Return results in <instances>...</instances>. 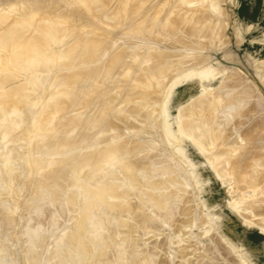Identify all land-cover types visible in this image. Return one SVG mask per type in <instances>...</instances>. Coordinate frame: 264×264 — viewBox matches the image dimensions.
<instances>
[{
  "label": "bare ground",
  "instance_id": "6f19581e",
  "mask_svg": "<svg viewBox=\"0 0 264 264\" xmlns=\"http://www.w3.org/2000/svg\"><path fill=\"white\" fill-rule=\"evenodd\" d=\"M9 1H12V0H0V4H2V6L6 7L7 9L10 10V13H7V12L5 13L3 11H0V125H1L0 129L2 128V125H4L3 122H5L4 120L6 118H7L6 119L7 124H8V121H10V119L12 120L13 118H17V117H15V115L19 111L18 110L19 108L15 109L14 111H11V110H13L14 106L17 107V105H14V102L19 103L20 107L23 106L25 108V109L20 108L21 111L18 113V115H20V117H21V115H22V117L24 115L25 117H28V121H32L31 119H34V117L37 116V114L40 115L41 110H40V113H38V110L40 109L39 108L40 105L42 108V105L43 104L45 105L46 102L49 100V98H48V100H47V98H45V97H48L47 91L52 90L53 87L56 88L58 86V84H59L58 87H61L62 84L64 83L65 86H64V89H62L63 90L62 92L60 90L61 88L59 89L57 87L61 93L59 95L58 94L56 95V93H54V95H56L55 99H53L52 98L53 95H51V98H52L51 102L56 101L60 105V106L58 105V107H59L58 109H60V110H58V109L55 110V111H58V114H55V115H59L60 114L59 111L62 112V110L64 109L63 112L66 115L65 116L63 115L64 118H62V119L57 118L58 121L60 119L63 121V122H61V123L59 122V123L60 124L63 123L62 125H64V120H65V125L67 128H64V129L70 130L72 133L75 132L74 129H77L79 127L78 133H80V134H78L76 131L75 133H77V135L74 134V135H76V138H74L73 134L70 133V131L67 132L66 130H64L60 126V128L59 127H57V128L62 129L64 131V133L67 132L66 135L68 133H70V135H67V138H66V139H68V142H67V140H65L66 142L64 141L65 145L62 142L63 141L62 138H61V144H60V140H58L59 137L63 136V134H64L63 132H61L62 134L61 133L58 134L59 131L56 132L59 135V137L57 135H55V136H57V140L59 142L55 141L54 140L55 138L53 137V140L56 143L52 142L53 140L51 138L47 137L48 140L49 139H50V141L52 140L51 145L59 143V147L65 149L63 151L65 153V156H63V157L60 156V158H58L59 156H57L56 159H54L55 158L54 156H51L54 159V161H53L54 165L53 166H51L52 163H50L52 161L49 162L48 159L45 160V158H41L42 160H44V162L46 161V166H47V164L48 165L51 164L50 165L51 167L50 166L42 167V164H38V162H40V161L37 162L35 160L37 158H35L33 161L30 160L29 156L26 154L27 152L25 153V150L28 151L27 149H29V147L27 149H24V151H23V149H21L20 151H19V149L16 150L19 152H23V154H25V156L24 155L22 156V154L18 155V153H17V156L14 155V156H16L17 160L12 158V156L11 157L9 156L8 158L7 157L5 158L4 156H2L1 158H3L4 160L0 158V164H2L4 162H8V165L6 163L4 164V165H6L5 167L3 165H0V227L5 229V231L7 232L6 233L7 237L13 236L12 231H11L12 235L10 234V229H11L12 225L14 228V225L16 223V222H14V224H13L12 222L14 220H17L16 218L13 219V217H12V213L14 214V211H12L13 209H11L13 207V204H12V207H10L12 198L9 199V203H8V200H7L8 196L13 197V200L16 202V199H14V197L18 199V196H15V195H17L18 192H21L20 189L22 187H25L29 193L27 195L26 203L23 205V207H25L27 209V217L23 220L24 223H23V227L21 229V236H20V237L26 236L27 242H26V244L21 245V247H20L21 252L20 253L17 252V254L20 255V258L18 257L19 255L16 256V258H15L14 254H12V252H11L12 250H10L9 248L7 249L6 245L0 239V264H49L50 262H48V261H51V264H148L147 262H149V264H170V262L165 258V255L162 253V251L158 250V247H160V246L156 247V249L155 248L153 249V247L146 246V242H145V244L143 243L144 246H141L139 244L140 241H138V239L135 238V234H134L135 232L137 233V230L141 226H145V227H147V229L150 227H161V226H163L162 222L166 223L163 220L161 221V219H167V218L172 219L173 225L177 229H179L180 231H182V230L188 231L187 228L190 225V223H193V219H194V217L192 216L193 212L191 213L193 208L190 206V204H188L189 200H190L188 198L189 195H186V191H185V189L187 188V184L190 182V180L192 178L187 177V176L184 177V175H183V177H180L181 173L178 172L179 171L178 168H177V170H178L177 171L173 167V161H172V159L174 157V156H172L173 154L170 153L171 154V156H170V154H169L170 151L167 152V154H166V152H165L166 149L164 150V148H165L164 146H162L163 150L159 148L160 146L159 147L155 146L156 145L155 143L158 142V139L163 142L162 137H164V136L168 137V135H171V134H173V136H174V134L176 132L172 129V127H171L172 124H169V118L171 117V113L169 111L168 106H166L164 116L162 118L160 117V119L159 118L156 119L157 113L159 112V110L157 109V111H156L153 108L155 103H154V105H152L153 102L151 100L153 98L157 99L156 96L161 95V86H160L161 82L159 81L160 77L158 78V80H156V78H155L158 74L157 73L158 72L157 69L159 67V64H157L158 61L156 62V66L158 65L157 69L154 68L156 71V76L153 75L155 73L149 74V72H153L152 67L155 66V65H153L155 63V61L152 64L153 66L151 65V63L153 62V59L156 60L155 56H157V59H158V57L160 59V57H162V56H160L161 55L160 52H157V53H160V55L158 54L159 55L158 56V55H154L155 53H151V51H153V49H155V48H152V46H154L152 44L153 42L159 43V44H156L158 47V45H161L162 43L164 44V41L166 43V40L168 41L169 37H170V39H171V37H174V36H172L173 35L171 33L172 31L174 32L175 30H177L181 33L182 32L186 33L187 31H189V30H186L187 28H184V31H183L182 26H183V24H185L183 21L186 20V18L188 17V14H190L191 12L192 13L194 12L191 16L193 17V15L195 14L196 18L194 16V19L198 22V24H200L199 23L200 21L197 20V17L200 15V13H202L201 9H197L198 8L196 6L197 3L195 4V7H197V8L196 9L193 8L194 5L193 6L191 5V3L193 1L190 3L187 0H177V1L175 0L176 2L174 0H165L166 6H167V3H168V5L169 4L172 5V6H170V5L167 6V8L165 7L166 8L165 10L163 9L164 7L162 8V4L160 3L161 1L158 2V3H160V5H158V4L155 5L158 0L155 1V4H152V2H151V4L147 3V2H149V0H147V2H146V0H135L136 2L132 1L135 4L137 3L136 4L137 8L135 6H133L132 2L130 3L129 0H127L130 4H132V8L135 10V12H133L132 8L131 9L128 8L129 10H132L131 12L133 14L130 12L129 13L130 15H128L129 17L125 18V19H128L126 21H129L130 24H133V26H132V25L126 23L129 25V26L126 25V27H129L131 30V26H132V29H133V27L135 29L134 33H132L129 31V29H127L125 27L127 29L125 31H128V34H129V32L132 33V36L130 34H129L130 35L129 36L128 34L124 33V27H123L124 25H122L120 21L119 22L121 25L119 24V26L123 27L121 30L116 29V27H114L112 25L116 22H117L116 25H118V20H122V19L124 20V17L127 15L126 12L129 10H125V9H127L126 7L128 6L127 5L128 3L126 0H118V2H117V0H115V1H113V0H108V1L107 0H13L12 5L8 4ZM195 1H197V0H195ZM111 2L113 4H115L114 6L116 8L114 6H112L113 4ZM169 2H171V3H169ZM108 3L109 4L111 3L112 4V5L110 4L111 7L115 8V9L114 8H111V9H113V13L115 12L114 14L116 15V19L118 17L117 14L119 15V13H120V16H121L122 15L121 13H123V12H124L123 14H125V15H123L124 17L122 16L123 18L121 19L119 16L118 18H120V19H117V20L112 19L111 20V16L113 15V13H110V11H112V10H110V7H109L110 5ZM172 3H174V4H172ZM203 3H204V1H203ZM203 3L202 4L199 3V5L201 4V6H202V5H204ZM144 4H147V5L145 6ZM130 6H128V7H130ZM139 7L141 8V10L138 9ZM162 10H164L165 15H163ZM202 10H203V8H202ZM206 10H208V9L205 8V11ZM209 10H211V9H209ZM117 11H119V12H117ZM195 11H198L199 14H198V12L195 13ZM209 12H211V11H209ZM109 13L112 15L109 16ZM210 14H212V13H210ZM191 16H190V18H191ZM203 16H205V15H203ZM112 18H115V17L113 16ZM191 19H192V21L194 20L193 18H191ZM201 19H205V18L202 17V15H201L199 20H201ZM211 20L209 23H211ZM112 21H114V23ZM194 21H193V23H194ZM201 21H203V20H201ZM203 22H205V20ZM181 23H182V25H181ZM186 24H187V22H186ZM217 24H218V22H217ZM195 25H196V23H195ZM165 26L167 28L166 31L168 30V32L170 29H172L170 31V33L172 35L169 34L170 35L169 36L167 34L168 32H166L164 30ZM167 26H169L170 29H168ZM216 27H217V25H216ZM179 28H182V29H179ZM133 30H131V31H133ZM177 31H175V33L176 34L178 33V35L180 36L181 33L179 34V32H177ZM185 33H182V35L184 34V37L186 35ZM125 34L129 38L127 36H125ZM188 34L189 33L187 32V35ZM166 37H167V39H166ZM177 37H174V38H177ZM184 37H183V39L180 37L183 40V42H184ZM186 37L188 38L189 36H186ZM131 38L132 39L134 38L135 42L137 39L139 41L142 40V42H143V44H145V46L141 44L140 46H142V47H140V46L138 47L137 43H134V44L137 45L136 50L138 48H142L140 50L138 49L137 51H142L144 49L143 47H145L144 51H142L140 53H133V52L131 53L130 52L131 54H129V55H127L128 52H127V54L125 52H123L121 50L123 47L122 43H124L126 41L125 43H128V45L127 44H125V45H127L126 47L128 48V46L130 44H129V42H127V40L129 41V39H131ZM180 38L174 39L176 42L178 40H180V41H178V45L180 44L179 47L182 46L181 45L182 41ZM187 38H185L186 39L185 43L188 42V44L186 45L185 43H183L184 45H186V47H188V45L191 44V43H189L190 40ZM190 38H191V36H190ZM171 40H173V39H171ZM187 40H189V41H187ZM131 42L133 44V41H131ZM150 42H152V43L148 44ZM173 42L174 41H172V43ZM119 43H121V45H120L121 49H119V48L116 49V45H118ZM156 45H155V47H156ZM168 45H169V43H168ZM195 45H196V43H195ZM198 46L196 45L195 47H198ZM107 47H109L110 49L108 48L109 52H107V54H105V53H103V50ZM126 47H123V50L124 49L126 50ZM131 47H133V46H131ZM164 47H165V45H164ZM148 48H151V49H148ZM191 48H192V46H191ZM167 49H170V48H167ZM172 49H173V47H172ZM136 50L134 52H136ZM145 50H146V52H145ZM159 50L162 52L163 48H162V50L161 49H159ZM159 50H156V51H159ZM126 51H128V49ZM174 51H175V49H174ZM189 51H191V50H189ZM193 51L189 52V53L194 54L195 52H193ZM148 52H149V54H148ZM163 52H164V50H163ZM163 52H162V54H163ZM172 52H173V50H172ZM181 52H184V50L183 51L181 50ZM123 53H124V55H123ZM141 53H145V55L147 54L149 56L146 55L144 57V54L142 55ZM178 53H180V52H178ZM125 55H126V59H128V57L131 55L130 57H131L132 61H130V59H128L129 61H127L125 58L122 59L123 57H125ZM166 55L167 54H165V56ZM173 56H175V55H173ZM176 56H177V54H176ZM195 56H197V55H195ZM146 57H148V59H149V60H146L147 62L150 63L152 60V62L150 64L147 63V65L149 64L150 66H152V67H150L151 69L149 70V72H148V69H149L148 66L147 67L146 66H140L145 61ZM152 57H155V58H152ZM178 57H180V54ZM193 57H194V55H193ZM168 59L169 58L167 57V60L164 59L167 62H165L164 60H163V62H165L166 64L169 63ZM82 62L83 63L86 62L85 66H81ZM171 63H173V62H171ZM144 64H146V63H144ZM177 64H180V63H177ZM168 65H169V69L171 70L172 67L170 66V64H168ZM168 65H166V66H168ZM139 66L141 68H143V67L147 68V70L144 68L143 69L146 70L148 72V74H146L147 73L146 71H145L146 73L143 74L144 71ZM163 66H164V64H162V67ZM182 67H183V65H182ZM160 68L161 67H159V71H160ZM166 68H165V70H166ZM175 68H177V65ZM104 69H105V71H103V73H102V70H104ZM163 69H164V67L161 68V71ZM56 70L58 71V73L55 72ZM59 70H60V72H59ZM202 70H203L202 73H204L203 74V76H204L203 80H205V81L211 80L212 75L208 74V71L210 70V68L204 67V69H202ZM53 71H54V73H53ZM128 71H129V73H128ZM140 71H141V73H140ZM166 71H164V72H166ZM168 71L166 73H163V74L166 75L167 73L170 72V71L169 72ZM51 72L54 75H55V73H57V75H55V77L52 79L54 84H52L53 82H51V84L52 85H56L57 83L58 84L56 86H53L52 88L48 89L47 91L43 88L44 92H46V95H44L41 92L43 90H41L40 93H42L45 96V97H43L46 99L44 101L45 103L41 102L40 99L38 101L39 103L35 102L36 99L38 98V96H37V98L34 99V102H35V104H34L32 100H30L29 98L26 97V95L31 96V94H29V93H28L29 95L26 94V91L29 92V89H30L29 88L30 86L28 87L29 80H31L33 78L32 84L34 85V89H35V87H36L35 83H36L37 87H39V86H38L37 82L34 80V78H37V79L40 78V80H39L40 83L42 81L45 82L46 78H47L46 76L47 75H48V77L51 76ZM130 72L133 74L132 75L133 77H131L129 75L130 77H128V78H130V79H127V75H125V74H130ZM162 72H161V74H162ZM184 72H185V70H184ZM238 74H240V73H238ZM238 74L232 73L225 80L223 85L220 86V88H218L214 93H212L211 96H209L203 100L199 99L200 101L206 100L204 105H206V103H207L206 106H208V105L211 106V109H209L210 107H208L209 112L206 113L204 111L205 115L200 116L201 115L200 114L198 116V113L196 115V112L194 110H188V109H187L188 111L183 110V112H181L182 114L180 115V119H178L180 121L175 122L177 124L176 130H177V132L180 133L181 136L184 134L185 130L187 132H192V133L195 132V135H196V134L201 133L203 131L202 125L199 124V126H198V123H197L198 120H199V122L201 121L200 123H204V128H205V123H206V125H208L207 132H209L211 134V135L210 134L209 135L212 138V139L210 138L212 140L211 141L212 144L214 142H216V144H214V146L211 145L212 151L207 152V154H209L212 158H214V161H216V156L219 153L216 154L213 149H214V147L221 145L222 142H224V141L227 142V140H225L223 138L229 137L228 140L230 139L229 140V142H230L231 140H233L236 137L235 135H237L238 139H239V137L240 138L243 137L244 140H247V143H243V142L242 143L240 142L237 144L234 143L236 145V147H234V148L231 147L232 150L229 149L231 151L230 152L227 151L228 153L224 155L223 160L226 161L225 163L229 164L228 168H229L231 175H232V176L231 175H229V176L235 178L234 180L236 182H234V183H237V184H235V185H237L235 188H237V187L239 188L237 190L238 192H239V190H241V192L243 190L247 191V189L248 190L251 189L250 191H252L253 189H256L259 191L258 193H255L256 190H254L255 195L253 194L254 196H252V197H249L250 195L246 197L247 194L245 195L244 194L245 191H243L242 193L247 198V203L250 201H253L255 199L254 200L255 206H258V207L263 206V208H264V204L262 203V201H264V170H263L264 169V167H263V165H264V98L260 97V96L257 97V96L253 95V92H252V89L254 91V87H252L253 84H252V86H249V85L243 86L246 84V80L243 79L242 77L240 78V76ZM118 75L121 77H119ZM167 76L168 75H166V77ZM27 78H29L28 82H26ZM163 79L164 80L166 79L165 81L168 82L167 81L168 77L167 78L163 77ZM163 79H162V81H163ZM169 79H170V77H169ZM160 80H161V78H160ZM34 81H35V83H34ZM169 81H171V80H169ZM31 82H32V80H31ZM31 82H29V85L31 84ZM47 82H48V80H47ZM86 82L87 83L89 82V84H87V86H85ZM83 83L85 84L84 88L91 85V83L94 86H93V88H91L89 86V88H91V89H89V88L86 89L87 92H86L85 96L80 95V97H78V95L76 93L79 94V92L81 91L80 90L81 87L84 91H86L83 88V86L81 85ZM105 83H106V85H105ZM107 83H112L113 88H116L117 92L120 91V93L118 92V94L121 95V92H122L124 94V96L125 95L127 97L130 96V98H132V99H130L131 101L132 100L134 102L139 101V104L137 103L138 104L137 105L132 101L133 103L130 102L129 103L130 105H128V103H126L127 102L126 100H124L122 102L120 99H118V97H121V96H118V94H117V96L116 95L112 96L113 92H111L110 95L102 94L104 96V98L105 97L107 98V96H110V97L112 96L111 98L108 97V98H110L109 100H107L108 98L107 99L103 98V101L107 100L106 103L101 101L103 96L99 97L101 99H97L98 98V94H97L98 92H99V95L102 92L103 93L104 92L105 93L110 92L108 89H110L111 86H109V84H107ZM45 84H47V83H44L43 85L40 84V85H42V86H40V88L43 87ZM105 86L106 87L109 86V88L107 89ZM248 86L252 87V88L251 89L245 88ZM27 88H29V89H27ZM239 88L241 89V91H243V94L240 93L241 91ZM39 89H37V90L39 91ZM238 89H239V91H238ZM37 90H34V92L38 93ZM56 90L53 89V91H56ZM110 90L112 91V88ZM30 91L32 92V89H30ZM88 91H89L90 95L88 94ZM235 91H236V94L240 93V95H242L241 96L242 98L240 97V95L234 94ZM34 92H32V93H34ZM49 92L51 93V91H49ZM257 92H259V91H257ZM40 93L37 95L40 96ZM81 93H82V91L80 92V94ZM84 93L85 92H83L82 94H84ZM162 93H164V92L162 91ZM42 94H41V97H42ZM96 94H97V96H95ZM32 96H33V94H32ZM35 96L36 95L34 93V97ZM73 96H77V98H80V99L76 98L77 100L74 101L75 98ZM90 96H91L90 100L96 99L97 103L95 100L94 104L92 103V106L90 107V109L86 110L87 111L86 112L87 117L84 119L83 117H85V116H83V117L81 116V114L83 115V113H81V114L77 113L79 109L76 111L77 108L75 105H77V106L79 105V107H81L79 111H81L82 106H83V108H84L83 110L85 111V108L87 109V105L91 103L90 100H88L90 98ZM124 96H122V97H124ZM170 96H171V94L168 93V95H166V98L168 99ZM236 96H239L238 97L239 99H237ZM49 97H50V94H49ZM166 98H165V103H167ZM72 99L75 103L72 101ZM86 99L90 103H88L87 105L85 103L84 104L86 106L85 107L84 105L81 104V102L86 101ZM155 99H153V100H155ZM41 100H42V98H41ZM78 100H79V102L77 103ZM99 100L101 103L103 102L104 104L98 106V103H100V102H98ZM149 101H151L152 103H149ZM141 102H143L145 104H142ZM196 102H195V104H196ZM252 102L255 103V104L253 103V105H252L253 108H250L249 106H247L249 103H250L249 105H251ZM36 103H38V104H36ZM48 103L49 102H47V104ZM72 103H74L75 105H73ZM47 104L45 107H47L46 109L48 111H46V110L45 111L50 113V111H52L50 109L52 105L49 108V105L47 106ZM52 104L54 105L55 103H52ZM80 104L82 106H80ZM126 104L128 105V108L126 111H124L123 109L126 108V106H127ZM200 104H201V102H200ZM71 105H73L74 108H76V109L71 110ZM139 105H142V106H139ZM10 106H12L11 109H10ZM34 106H37V107H34ZM61 106L63 108L62 110H61ZM163 106L161 105V108ZM189 106H192V105H189ZM203 106L201 105V107H203ZM219 106H220V108H219ZM246 106L249 109L246 111V113L245 112L242 113L241 109L245 108ZM216 107L219 108L218 109L219 111L221 110V108L226 109V111L228 112L227 116H229L230 118L226 119V113L227 112L225 114L223 112V114L225 115L224 119L219 117V115H221V114L219 113V115H217L218 110L215 109ZM36 108H38L37 111H36ZM74 108H72V109H74ZM43 109H44V107L42 108V110ZM184 109H186V108H184ZM199 109L200 108L198 107V110ZM214 109L217 111L213 112ZM22 110H25V111H22ZM203 110H204V108H203ZM162 111H163V108H162ZM8 112H10L11 114H9ZM42 112H44V111H42ZM63 112H62V114H63ZM75 112H76V114H75ZM199 112H201V111H199ZM48 113L46 115H48ZM53 113H55V112L53 111L52 114ZM229 113H230V115H229ZM43 114L45 115V112ZM62 114H60V116ZM10 115L12 116V118ZM46 115L42 117L43 121H44V119H46ZM51 116L48 115L47 118L49 119ZM9 117H10V119L8 120ZM222 117H223V115H222ZM21 118H19V119H21ZM19 119H18V121H19ZM48 119H46V121H49ZM132 119H137L136 123H138V122L139 123H143V122L145 123L146 120L156 119L153 122L157 125L156 126L157 130L156 129L154 130V131H157V134H155L157 137L154 136V137L158 138L157 142L151 143L150 140L149 141H143L141 138L140 139L142 141L140 142L138 140L139 137L137 138V136L135 135L138 133L137 131H135L137 133L133 132L136 137L130 131L132 133L133 137L137 138V140L127 139V140H120L118 142H114L115 139H113V138L117 137L120 133L122 134V132L125 128H127V127L129 128V126L133 125L134 121ZM201 119H203V120H201ZM14 120H16V119H13L12 121H14ZM28 121H26V123ZM150 121H152V120H150ZM219 121H221V123L224 122L225 124L228 125L227 129H221L222 131L226 130L224 136H221V135L218 136L222 132V131L220 132L221 123H219ZM12 123H10L8 125L11 127ZM14 123L17 125L18 122L14 121ZM52 123H54V121ZM15 124L13 126H15ZM28 124L31 125V123H29V122H28ZM40 124H42V123H40ZM54 124H56V123H54ZM8 125H6V127H8ZM65 125L63 127H65ZM141 125H139V126H141ZM196 125L198 127L201 126L200 128L202 129V131L198 130L200 132L197 133ZM4 127L5 126H3V129H4ZM18 127L20 129V125ZM18 127H15V128H18ZM24 127H25V125L22 126L21 129H24ZM8 128H7L6 132L8 134H10L9 132L11 131V129L9 128L10 130H8ZM153 128H155V126H153ZM192 128H194V129L192 130ZM200 128H198V129H200ZM21 129H20V131H22ZM55 131H51V133L52 132L55 133ZM128 131L129 130H127V132ZM145 131L146 130H144V132ZM6 132L3 131V134ZM12 133H14V132H12ZM47 133H48V130L45 132V135ZM8 134H4V135L6 136ZM16 135H18V134H16ZM39 135H41V134L39 133ZM66 135H64L63 137L65 138ZM97 135H98V138L96 137ZM142 135H145V134H142ZM142 135L139 134V136H142ZM151 135H152L151 139H153L154 134H151ZM203 135H205V134L203 133ZM3 136L1 137L2 138L1 140L4 142L5 140H3ZM69 136H72L74 138L73 140H75V142H76V140H78L79 142H82V140H83L86 143H87L88 139H89V141L91 140L90 139L91 137H96L97 143L94 142V141H96V140H94L96 138H94L93 139L94 143L92 146L93 150L91 149V147L89 145H88V147L84 145L86 147V150L83 149L81 151L80 148L79 149L76 148L74 150V148H75L74 144H73L74 141L69 139ZM129 136H131L130 133H129ZM147 136H149V133ZM206 136H207V133H206ZM8 137L13 139V136L10 137V135H9ZM42 137H44V136H42ZM123 137H125V136H123ZM144 137H146V135ZM219 137H220V139H219ZM5 138H7V137H5ZM9 138L6 139V141L9 142ZM15 138L17 139L16 136L14 137V139ZM142 138H143V136H142ZM11 139H10V141H12ZM18 139H19V137H18ZM123 139H125V138H123ZM208 139H209V136H208ZM19 140H21V139H19ZM69 140H71V141L69 142ZM171 140H173V139H171ZM222 140H224V141H222ZM235 141H236V139H235ZM37 142H39V141H37ZM211 142L209 144H211ZM226 142H224V144H227ZM14 143H15V141H14ZM42 143H43V141H42ZM69 143L73 144L70 147H72V148L74 147L71 150H69L70 148L67 149V147H69V145H70ZM86 143H83V144H86ZM166 143H167V141H166ZM37 144H39V143H37ZM80 144H82V143H79V145L75 144V146L77 147V145H78L79 147H82ZM88 144L92 145V142H90ZM160 144L163 145V143H161V142H160ZM209 144H206V145H208V147H209ZM234 144H233V146H234ZM60 145H63V147H61ZM66 145H68V146H66ZM37 146H41V144L37 145ZM42 146H43V144H42ZM94 146H96V147H94ZM54 147H55V150H58L57 151L58 153L63 150V149H61L59 151L60 148H58L57 146H54ZM43 148H44V150L49 149V148H46L45 145ZM210 148L211 147H209V149ZM15 149H17V148H15ZM38 149L39 148L37 147L36 151L40 154L41 151ZM52 149H53V147H52ZM66 149L68 151H71V153L69 152L71 155L68 154V151H67L68 155L66 154V152H65ZM44 150L41 154L42 156H44L43 155ZM77 150H78V153H76ZM48 151H50V149ZM72 151H74V152H72ZM28 152H31V151L29 150ZM57 152H55V153H57ZM171 152H173V151H171ZM14 154H16V153H14ZM49 154L54 155L51 153V151L49 153L47 152L48 156H50ZM233 154H234V156H233ZM56 155H58V154H56ZM61 155H64V154L61 153ZM38 157H40V156L38 155ZM218 157L220 158V155ZM52 158H50V159H52ZM174 159H176V158H174ZM256 159L261 160L263 165L260 162L258 164H261L262 166L261 165L260 166L257 165L258 167L254 166L255 165L254 162L257 161ZM84 161H88V163L84 162ZM175 161H177V160H175ZM90 162L92 164L90 166V171H88L89 173L88 172L84 173V174H87V176H83L82 174H80V172L83 170V168H82L83 166L81 164H83V163L90 164ZM109 162H112L114 164V166H115L114 170H104L103 169V166ZM42 163H43V161H42ZM177 163H179V162H177ZM85 164H83V165H85ZM220 164H222V163H220ZM80 165L82 167H80ZM174 165H175V167H177L176 164H174ZM78 166L81 168V170H80V168L78 169ZM217 166H219V165L217 164ZM84 169H85V167H84ZM217 169H219V172H221V173L224 172L223 170H221V168H217ZM77 170L80 172H77ZM225 171H227V170H225ZM196 174H198V173H196ZM258 174H259V176H257ZM79 175H81V176H79ZM89 176H90V178H89ZM91 177L94 179H92ZM188 178H189V181H188ZM3 179H4V182L6 181L9 185V186H7V188L5 185L1 184ZM4 182H2V183H4ZM6 182H5V184H6ZM2 185H3V187H2ZM17 186H20L19 187L20 191L18 189L16 190ZM4 187L8 191H10V193L12 192L14 194V191H18V192H17V194L15 193V195L12 196L13 194L11 195L7 191V193L5 192V194H9V195L4 196L3 195ZM75 187L81 188V192H82V196H83L82 204L80 203L79 204L80 206L78 205L79 207L76 206V201H75V199L77 197L75 195L76 193H73ZM260 187H262V188H260ZM26 189H24V190H26ZM248 193H249V191H248ZM24 194L25 193H23L22 195H24ZM79 194H80V192H79ZM81 198L82 197H80V199ZM248 199H253V200H248ZM14 201H13V203H14ZM257 201L259 203H257ZM18 203H19V200H18ZM8 204H10V205H8ZM252 205H253V203L250 204L249 206H252ZM150 209H154L158 213L159 218H157V219L161 218L160 221H153V219L148 216V214H147L148 211H153ZM72 211H74V216H75L74 221L72 223H70V225L68 227H66L65 229L62 230V228H61V230H62L61 232L59 230L60 233H58V238H56L57 233L55 232L57 248L59 251H61V254H59L60 256L57 257L58 256V252H57L56 258L53 257V255L50 256V259L44 257V256H46L45 253H46L47 249H46L44 254H43L42 250L45 246L44 240H45V235H46L45 233H47V231L45 229L40 230V227H38V228L34 227V225H33L34 221L41 220L42 217H47L49 219V220H47V221H49V225H48L49 229H47L49 232V230L55 228L67 214L70 215L69 213ZM248 212H246V213L248 214ZM9 213H11V215H9ZM263 214H264V212H263ZM194 215H195V213H194ZM70 216H68V217L70 218ZM197 216H199V215H197ZM197 216H196V219H197ZM168 219H167V221H169ZM68 223H69V221H68ZM65 226H66V224H65ZM263 228H264V225H263ZM118 229H120V235L115 233V230L119 231ZM141 229H143V228H141ZM151 230H153V229H151ZM153 231H155V230H153ZM145 232L147 234V231H145ZM142 234H140V235H142ZM194 236L195 235H193V237ZM156 239L160 240V237L157 236ZM149 240H151V238ZM208 240L214 241L215 246L211 245V243H209V242L207 243V246H204V247L202 246L205 249L201 248V250L202 249L205 250V253L202 254L201 253L202 251L200 252L202 255V259H200L201 263L204 262L206 264H233L232 261L235 260L234 259L235 257H237L233 254H234L235 250H237V249H235V246L233 247L232 242H231L232 244H230L227 242V240L225 238L220 237V236L218 238V237H216V235L214 238H210ZM222 240H224L225 243H227V244H225ZM191 242L194 243L193 241H191ZM192 243L190 245H187L185 247H181L179 249L180 250L179 252L182 256H186V254H188V253L195 255V253L197 252V248H198V246H200L201 242L198 243L199 245L197 247L194 246ZM148 245H150V244H148ZM204 245H206V244H204ZM50 249H51V247H50ZM208 251H210V253ZM7 252H10L16 260L19 258V261L14 260V262H13L14 258L10 260L11 257L9 258L10 255H8ZM173 252H177V251L175 250ZM15 255H16V250H15ZM209 255H210L211 259L209 258ZM245 259H244V261H245ZM238 261L242 262L240 260H238ZM197 262H199V261H196L194 263L197 264ZM239 262L238 263L235 262L234 264H241ZM243 264H244V262H243Z\"/></svg>",
  "mask_w": 264,
  "mask_h": 264
},
{
  "label": "rangeland",
  "instance_id": "374dc122",
  "mask_svg": "<svg viewBox=\"0 0 264 264\" xmlns=\"http://www.w3.org/2000/svg\"><path fill=\"white\" fill-rule=\"evenodd\" d=\"M13 1V0H12ZM12 1H9V5H12L13 4V2ZM108 1V0H107ZM113 1H115V0H113ZM112 1V2H113ZM127 1V0H126ZM132 1H134V2H136L135 0H129V2L131 3ZM155 1H157V0H149V2H147V0H146V2L147 3H149V4H151V2H152V4H155ZM161 1V2H160ZM165 0H158L157 2H156V4L155 5H160V3L162 4V8L165 10L166 8H167V6H169L168 5V3H167V6L165 5V3H166V1L164 2ZM175 1V0H174ZM177 1V0H176ZM175 1V2H176ZM187 1H189L190 3H191V5L193 6V8H197V9H201V12L202 13H200V17H201V15H202V17H204L205 19H201V20H205V22H203V21H201V20H199L200 19V17L198 16L197 17V20L198 21H200L199 23L200 24H198V22L194 19V16H195V18H196V15L194 14L193 15V17L191 16L193 13L191 12L190 14H188V17L186 18V20H184L183 22L185 23V24H183V31H184V28H187L186 30H189V31H187L189 34L187 35V32L185 33V32H182V33H185L186 35H185V37H184V34L182 35V33L181 32H179V31H177V30H175V31H177V32H179V34H180V36L178 35V33L176 34L175 33V31L173 32H171L170 33V31L172 30V29H170L169 28V26H167L168 27V29H170L169 30V32H168V30L166 31V26H165V31L166 32H168L167 34L169 35H172V36H174V37H181L182 39H183V37H184V42H183V40L181 39V41H182V43H181V45L182 46H180L179 47V45H178V41H180V40H178L177 42L174 40V39H179L178 37L177 38H174V37H171V39H173V40H171L170 39V35L168 36L169 38H168V41L166 40L167 39V37H166V43H165V41H164V44L162 43L161 45H158V47H157V45L156 44H159V43H152V42H150V43H148V44H153L154 46H152V48H155L156 50H159V49H161L162 50V48H163V50H164V52H163V50H162V52H163V54H162V52L159 50V51H156L155 49H153V51H151V53H155L154 55H160V53H161V55L160 56H162V57H160V59H159V57H158V59H157V56H155L156 57V60L155 59H153V62H152V60H151V65L154 63V61H155V63L153 64V65H155L156 66V62H157V64H159V67H161V68H163L164 67V69L161 71V68H160V71H159V67H158V65L155 67V66H150L149 64V62H147L146 60H149L148 59V57H146V59H145V61L143 62V64H141L140 66H148L149 67V69H148V72H149V70L151 69L150 67H152V71L153 72H149V74H153V73H155V74H153V75H155L156 76V71H155V69H157V67H158V74H157V76L155 77L156 78V80H158V78L160 77L161 78V80H160V78H159V81L161 82L160 84V86H161V95H159V96H156V98L157 99H155V98H153V99H155V100H151L152 102H153V104L152 105H154V103H155V105H154V109L157 111V109L159 110V112L157 113V117H156V119L157 118H159L160 119V117L162 118L163 116H164V113H165V110H166V106H168L169 107V111H170V113H171V117L169 118V124H172L171 125V127H172V129L176 132L175 134H174V136H173V134H171V135H168V137H166V136H164V137H162L163 138V142L162 141H160L158 138H156L157 136L155 135V134H157V131H154L155 129H156V124L153 122L154 120H156V119H149V120H146V122L144 123H136V121H137V119H132L133 121H134V123H133V125L132 126H129V128L127 127V128H125L124 130H123V132H122V134L120 133L117 137H115V138H113V139H115L114 140V142H118V141H120V140H127V139H132V140H137V138L139 137V141L141 142L142 140L143 141H149L150 140V142L151 143H155V142H157V139H158V142L157 143H155L154 145L155 146H157V147H159L160 149H162L163 150V147L162 146H164L165 148H164V150L166 149V154H167V152H169V154L171 153V154H173L172 156H174L173 157V159H172V161H173V167L177 170V168H178V172L179 173H181V176L180 177H183V175H184V177L185 176H187V177H191L190 179V182L187 184V188L185 189V191H186V195H189L188 196V198L190 199L189 200V203L188 204H190V206L193 208H191L192 209V211H191V213L193 212V214H192V216L194 217V219H193V223H190V225L188 226V231L186 230V231H180L179 229H177L174 225H173V221H172V219H168L169 221H167V219H161V221L163 220L164 222H166V223H163L162 222V224H163V226H161V227H150V228H148L147 229V227H145V226H141V227H139V229L137 230V233L135 232L134 234H135V238H137L138 239V241H140L139 242V244L141 245V246H144V244H145V242H146V246H148V247H153V249L155 248L156 249V247H158V246H160V247H158V250H160V251H162V253L165 255V258L170 262V264H196V263H194V262H196V261H199V262H197V264H206V263H201V261H200V259H202V255H201V253L203 254V253H205V250H203V249H205V248H203L204 246H207V243L209 242V243H211V245H213V246H215V242L214 241H209L208 239H210V238H214L215 237V235H216V237H218L219 238V236L220 237H223V238H225L226 240H227V242L228 243H230V244H232L233 245V247L235 246V249H237V250H235V252H234V254L233 255H235V256H237V257H235L234 259L235 260H233L232 261V263L234 264L235 262L236 263H238L239 261L238 260H240V261H242V262H239V263H241V264H243V262H244V264H264V228H263V225H264V214H263V210H264V208H263V206L261 207V206H255V204H254V200L253 199H248V200H253V201H250V202H248L247 203V196H249V197H252V196H254L255 195V193H258L259 191L258 190H256V189H253L252 191H250V190H248L247 189V191H245V190H243V191H245L244 192V194L246 195V197H245V195H243V191L241 192V190H239V192L237 191L239 188L237 187V188H235L237 185H235V184H237V183H234V182H236L234 179V177H231L232 175H231V172H230V170H229V164H227V163H225L226 161L225 160H223V158H224V155L225 154H227L228 152H230L232 149H231V147H236V145L234 144V143H247V140H244L243 139V137L242 138H240L239 137V139H238V137H237V135H235L236 137L233 139V140H231L230 142H229V140H228V138H223V139H225V140H227V142L226 141H224V140H222V141H224V142H226L227 144H224V142H222V144L221 145H218V146H216V147H214V151H215V153L217 154V153H219V154H217V156H216V161H214V158H212L209 154H207V152L208 151H212V146H214V144H216V142H214L213 144H212V138H211V134L209 133V132H207V128H208V125H206V123H205V128H204V123H200L199 122V120H198V126H199V124L200 125H202V128H203V131H202V129L200 128V127H198L197 125H196V127H197V133L198 132H200V131H198V130H201L202 132L201 133H198V134H196L195 135V132L194 133H192V132H187L185 129V131H184V134L181 136L180 135V133L179 132H177V124L175 123L176 121H180V120H178V119H180V115L182 114L181 112H183V110L184 111H186L187 109L188 110H194L195 112H196V115H197V113H198V116L200 115V116H203V115H205V113H204V111L207 113V112H209V109H211V106H206L207 105V103H206V105H204L205 104V101H200L199 99H201V100H203V99H206L207 97H209V96H211V94L212 93H214L218 88H220V86H222L223 85V83L225 82V80L232 74V73H235V74H238V73H240V74H238L239 76H240V78L242 77L243 79H245L246 80V84L245 85H243V86H246V85H249V86H252V84H253V86L252 87H254V91H253V89H252V92H253V95L254 96H257V97H263L264 98V0H197V1H195V0H187ZM200 1V2H199ZM203 1H204V3H203ZM207 1V2H206ZM110 2V1H109ZM111 2V3H112ZM117 2H118V0H117ZM128 1H127V5L128 6H130V7H126L127 9H125V10H129V9H131L132 8V4H130ZM158 2H160V3H158ZM164 2V3H163ZM174 2V3H175ZM188 2V3H189ZM195 2V3H194ZM203 3L204 5H202L201 6V4L199 5V3ZM110 3V4H111ZM133 3V2H132ZM169 3H171V2H169ZM174 3H172V4H174ZM197 3V4H196ZM212 3V4H211ZM109 4V3H108ZM109 4V5H110ZM113 4V3H112ZM111 4V5H112ZM137 4V3H136ZM136 4L135 3H133V6H135L136 7ZM164 4V5H163ZM195 4H196V6L197 7H195ZM207 4V5H206ZM108 5V6H109ZM111 5L109 6L110 7V10H112V11H110V13H113V9H111V8H114L115 6V4H113L112 6H114V7H111ZM141 5V4H140ZM145 6L147 5V4H144ZM199 5V6H198ZM214 5V6H213ZM170 6H172V5H170ZM207 6V7H206ZM211 6V7H210ZM4 6H2V4H0V11H3V12H7V13H10V10L9 9H7L6 7H4ZM161 7V6H160ZM166 7V8H165ZM209 7V8H208ZM116 8V7H115ZM114 8V9H115ZM129 8V9H128ZM137 8V7H136ZM161 8V9H162ZM202 8H203V10H202ZM205 8H207L208 10H206L205 11ZM133 9V8H132ZM138 9H140L141 10V8L139 7ZM209 9H211V10H209ZM164 10H162L163 11V15H165V12H164ZM132 10H129V11H125L126 12V16L124 17L123 15H125V14H123V13H121L122 15L120 16V13H119V15L117 14V16L119 17L120 16V18L122 19L123 17H124V20L122 19V20H118V25H116L117 24V22L116 23H114V21H112L114 24H112L114 27H116V29H118V30H121L123 27H124V33H126V34H128V31H125V30H127V29H129V31L130 32H132V33H134V31H135V29H134V27H133V29H132V26H133V24H130L129 23V21H126V20H128V19H125L126 17L128 18L129 16L128 15H130L129 13L131 12ZM139 11V10H138ZM137 11V12H138ZM209 11H211V12H209ZM117 12H119V11H117ZM133 12H135V10L133 9ZM198 11H195V13H197ZM109 13V16L110 15H112V14H110ZM115 13V12H114ZM113 13V15L111 16V20L112 19H114V20H117V19H120V18H118L117 17V19H116V15ZM132 13V12H131ZM210 13H212V14H210ZM133 14V13H132ZM198 14H199V12H198ZM215 14V15H214ZM203 15H205V16H203ZM213 15V16H212ZM115 17V18H112V17ZM123 16V17H122ZM190 16H191V18H193L194 20V23H193V21H192V19L190 18ZM199 18V19H198ZM212 19V20H211ZM210 20H211V23H209L210 22ZM121 22V24L122 25H124L123 27H121V26H119V24H120V22ZM187 22V24H186V22ZM222 21V22H221ZM124 24H123V23ZM203 24H202V23ZM217 22H218V24H217ZM126 23H128V24H130V25H132L131 26V30H133V31H131L130 30V28L129 27H126V25L127 26H129L128 24H126ZM195 23H196V25H195ZM216 23V24H215ZM120 24V25H121ZM206 24V25H205ZM214 24V25H213ZM181 25H182V23H181ZM216 25H217V27H216ZM185 26V27H184ZM214 26V27H213ZM127 29H126V28ZM216 27V28H215ZM191 28V29H190ZM179 29H182V28H179ZM193 29V30H192ZM185 30V31H186ZM192 30V31H191ZM219 30V31H218ZM181 31V30H180ZM129 32V34L132 36V33H130ZM125 34V36H127ZM128 34V35H129ZM129 35V36H130ZM176 35V36H175ZM183 36V37H182ZM186 36H189L188 38L186 37ZM190 36H191V38H190ZM211 36V37H210ZM128 37V36H127ZM193 37V38H192ZM129 38V37H128ZM185 38H187V39H189V40H187V41H189V43H191V44H189L188 45V47H186V45L188 44V42L187 43H185V41H186V39ZM196 39V40H195ZM133 41V44H132V42L131 41ZM136 40V39H135ZM138 40V39H137ZM136 40V42L134 41V38L132 39H129V41L127 40V42H129V46H128V48L126 47L127 45H128V43H122V46L123 47H126V50L128 49V51H126L125 49V51L123 50V47H122V49H121V47H120V45H121V43H119L118 45H116V49H121L123 52H125L126 54H127V52H128V54L127 55H129V54H131L132 52L133 53H140V52H142V51H144V49H145V47H143L144 49L142 50V51H137L138 49L140 50V49H142V48H138L137 50H136V48H137V45L136 44H134V43H137L138 44V47L142 44V45H144L145 46V44H143V42H142V40H138L137 41ZM201 40V41H200ZM172 41H174L173 43H172ZM200 41V42H199ZM131 42V43H130ZM168 43H169V45H168ZM175 43V44H174ZM183 43H185L186 45H184ZM195 43H196V45L198 46V47H195L196 45H195ZM125 44H127V45H125ZM172 46H171V45ZM174 44V45H173ZM125 45V46H124ZM155 45H156V47H155ZM164 45H165V47H164ZM131 46H133V47H131ZM163 46V47H162ZM177 46V47H176ZM185 46V47H184ZM191 46H192V48H191ZM56 47V46H55ZM54 47V48H55ZM140 47H142V46H140ZM162 47V48H161ZM172 47H173V49H172ZM109 47H107V48H105L104 50H103V53H105V54H107V52H109V49H108ZM167 48H170V49H167ZM179 50H178V49ZM194 48V49H193ZM198 48V49H197ZM134 49V50H133ZM148 49H151V48H148ZM174 49H175V51H174ZM177 49V50H176ZM108 50V51H107ZM136 50V52H134ZM147 50V49H146ZM146 50H145V52H146ZM167 52H166V51ZM172 50H173V52H172ZM181 50L183 51L184 50V52H181ZM189 50H191V51H189ZM194 50V51H193ZM105 51V52H104ZM149 51V52H150ZM169 51V52H168ZM172 53H171V52ZM195 52L194 54L193 53H189V52ZM131 52V53H130ZM149 52H148V54H149ZM157 52H160V53H157ZM178 52H180V53H178ZM201 52V53H200ZM157 53V54H156ZM167 54L166 56H165V54ZM142 55L144 54V57L147 55H145V53H141ZM170 54V55H169ZM175 55V56H173V55ZM176 54H177V56H176ZM179 54H180V57H178L179 56ZM189 54V55H188ZM123 55H124V53H123ZM158 55V56H159ZM164 55V56H163ZM193 55H194V57H193ZM195 55H197V56H195ZM106 56V55H105ZM131 56V55H130ZM128 57V59H130V61H132L131 60V57ZM147 56H149V55H147ZM200 56V57H199ZM155 57H152V58H155ZM166 57V58H165ZM167 57L169 58L168 59V61H169V63H165V62H167V61H165L164 59H166L167 60ZM172 57V58H171ZM187 57V58H186ZM126 59V55H125V57H123L122 59ZM150 58V57H149ZM162 58V59H161ZM199 58V59H198ZM128 59H126L127 61H129ZM186 59V60H185ZM161 62H160V61ZM163 60L165 61V62H163ZM183 60V61H182ZM175 62L174 64L173 63H171V62ZM182 61V62H181ZM163 62V63H162ZM185 64H184V63ZM200 62V63H199ZM83 63V62H82ZM81 63V66H85V63L86 62H84L83 64ZM144 63H146V64H144ZM147 63H149L148 65H147ZM164 64V66L162 67V64ZM177 63H180V64H177ZM168 65V64H170V66L172 67L171 68V70L169 69V65L168 66H166V65ZM176 65H177V68H175L176 67ZM182 65H183V67H182ZM139 66V67H140ZM138 67V68H139ZM167 67V68H166ZM204 67L206 68V67H208V68H210V70L208 71V74H211L212 75V79L211 80H209V81H205V80H203V78H204V76H203V74L204 73H202L203 72V70L202 69H204ZM141 68V67H140ZM144 68V67H143ZM143 68H141V69H143ZM155 68V69H154ZM165 68H166V70L169 72V73H167L166 75H168L167 77H168V79H169V77H170V79L169 80H171V81H169L168 79H167V81L168 82H166L164 79H163V77L164 78H167L166 77V75L165 74H163V73H166L167 71L165 70ZM18 69V68H17ZM140 69V70H141ZM144 69H146L147 70V68H144ZM143 69V74L144 73H146L147 71L146 70H144ZM188 69V70H187ZM139 70V69H138ZM184 70H185V72H184ZM103 71H105V69L104 70H102V73H103ZM142 71V70H141ZM141 71H140V73H141ZM146 71V72H145ZM164 71H166V72H164ZM236 71V72H235ZM47 72V71H46ZM55 72H57L58 73V71L56 70ZM59 72H60V70H59ZM148 72L146 73V74H148ZM161 72H162V74H161ZM176 72V73H175ZM238 72V73H237ZM53 73H54V71H53ZM57 73H55V75H57ZM126 73V72H125ZM124 73V74H125ZM128 73H129V71H128ZM160 73V74H159ZM55 75L54 74H52V72H51V76H49L48 77V75L46 76L47 78H46V81L45 82H43L42 80V82L40 83L39 82V80H40V78H34V80L37 82V84H38V86L39 87H37V85H36V83H35V81H34V83H35V86L37 87H35V89H34V85L32 84L33 83V78L31 79L32 80V82H31V80H29V82H31V84L29 85V82H28V79L29 78H27V81L26 82H28V87L30 88V89H32V92H34V90H37V89H39L40 88V86H42L44 83H47V84H45L43 87H41L40 89H39V91H38V93L37 92H34L35 93V97H34V93H32L31 91H30V89L29 88H27V89H29V92L28 91H26V94H31V96L29 95V96H27L26 95V97L27 98H29L30 100H32L33 101V103L35 104V102H38L39 101V99H40V101L41 102H43V103H45L44 101L46 100L45 98H47V100H48V98H49V100L47 101V102H49L48 104H47V102H46V104H47V106L49 105V108H50V106H51V110L52 111H50V113H48V112H46V111H48L46 108L47 107H45L46 106V104L44 105H42V108L44 107V109L42 110V108H41V105H40V109L38 110V113H40V110H41V113H40V115H38L37 114V116H35L34 117V119H31L32 121H28V117H25L24 115H23V117H22V115H21V117H20V115H18V113L21 111V109L20 108H23V109H25L23 106L22 107H20V105H19V103H17V102H14V105H17V107H15L13 104V106H14V108H13V110H11V111H14L15 109H18L19 111L16 113V115H15V117H17V118H13V119H16V120H14V121H17L18 123H17V125L19 126L20 125V129H21V127L22 126H24L25 125V127H24V129H21L22 131H20V129H19V127L14 123V121H12L11 119H10V117L8 118V120L10 119V121H8V124H10V123H14L15 124V126H13L14 124L12 123V126L10 127L8 124H7V121H6V119L4 120L5 122H3L4 123V125H2V128L0 129L1 131H0V134L2 133L3 134V131L4 132H6L7 131V128L9 127L10 129H11V131L12 132H14V133H12L11 131L9 132L10 134H8L7 132L6 133H4V134H8V135H4L5 137H7V138H5L2 134V136H3V140H5L4 142L1 140L2 138V136L0 137V158L2 157V156H4L5 158L7 157H11L12 156V158H14V159H16L17 160V158H16V156H17V153H18V155H21L22 154V156L24 155L25 156V154H23V152H19L21 149H23V151H24V149H27L28 147H29V149H27L28 151L30 150L31 152H28V151H26L25 150V153L29 156V158H30V160H34L35 158H37V159H35L37 162L38 161H40V162H38V164H42V167H44V166H46V161L44 162V160H42L41 158H45V160H49V162L50 161H52V162H50V163H52V165L51 166H53L54 164H53V161H54V159H56L57 158V156H59L58 158H60V156H65V153L63 152L65 149L64 148H60L59 147V143H57V144H53V145H51L52 143H51V141L53 140V137L55 138L54 140L55 141H57V142H59L58 140H60V144H61V138H62V142H63V144L65 145V140H67V142H68V139H66L67 138V135H70V133H72L70 130H66V129H64V128H67L66 127V125H65V120H64V125H65V127H63L64 125H62V124H60L61 122H63L61 119L62 118H64V116L66 115V114H64V112H63V108H62V106H61V110H62V112H63V114H62V112L61 111H59V113L60 114H62L61 116H60V114L59 115H55V114H58V111H55V110H57L59 107H58V102H56V101H53V102H51L52 101V98L53 99H55V96L58 94H60L63 90L62 89H64V86H65V84L63 83L62 84V86L61 87H58L59 86V84H58V88L61 90V92H60V90L56 87V88H54L53 86H56V85H52V84H54V82L52 81V79L55 77ZM125 75H127V79H130V78H128V77H133L132 75V73L130 72V74H125ZM130 75V76H129ZM159 75V76H158ZM165 75V76H164ZM242 75V76H241ZM119 76V75H118ZM162 76V77H161ZM245 76V77H244ZM119 77H121V76H119ZM126 77V76H125ZM174 77V78H173ZM50 78V79H49ZM172 78V79H171ZM162 79H163V81H162ZM47 80H48V82H47ZM155 80V79H154ZM165 81V82H164ZM173 81V82H172ZM252 81V82H251ZM51 82H53L52 84H51ZM42 84V85H40V84ZM167 85H166V84ZM49 84V85H48ZM51 84V85H50ZM87 84H89V82L87 83L86 82V85L83 83V84H81L82 86H83V88H84V85L85 86H87ZM101 84V83H100ZM99 84V85H100ZM107 84H109V86H111L110 87V89L112 88V91L110 90V89H108L109 88V86H105L110 92H102V93H100V95H99V92L97 93L98 94V98L97 99H101V98H99V97H101V96H103L102 94H105V95H110L111 94V92H113V94H112V96H117V94H118V92L120 93V91H118L117 92V90H116V88H113V84L112 83H107ZM169 84V85H168ZM47 85V86H46ZM105 85H106V83H105ZM33 86V87H32ZM91 88H93V86L94 85H92V83H91V85H89ZM89 86L88 87H85L84 89L86 90L87 88H89ZM104 86V85H103ZM245 87V88H249V89H251L252 87ZM53 87V88H52ZM104 87V88H105ZM208 89H207V88ZM242 87V86H241ZM47 91L48 89H50V88H52V90H48L47 92L50 94V97H49V94L47 93V96L48 97H45L44 95H46V92H44V89ZM91 88H89V89H91ZM34 89V90H33ZM53 89L54 90H56V91H53ZM240 89V88H239ZM239 89H238V91H239ZM41 90H43V91H41ZM81 91H82V93L83 92H85L84 94H80V92H79V94L78 93H76L77 95H78V97H80V95H86V92H87V90L86 91H84L83 89H82V87H81V89H80ZM40 91L44 94H42V93H40ZM49 91H51V93L49 92ZM59 93H58V92ZM162 91L164 92V93H162ZM240 91H241V89H240ZM257 91H259V92H257ZM170 93L171 94V96L167 99L166 98V95H168V93ZM255 92V93H254ZM261 92V93H260ZM40 93V96L39 95H37V94H39ZM54 93H56V95H54ZM116 93V94H115ZM167 93V94H166ZM241 94H243V91H241L240 92ZM240 93H237L236 94V91H235V93L234 94H236V95H240ZM32 94H33V96H32ZM41 94H42V97H41ZM75 94V95H76ZM88 94H89V91H88ZM97 94L95 95V96H97ZM123 93L121 92V95L120 94H118V96H121V97H118V99H120L122 102L124 101V100H126L127 102L126 103H128V105H130L129 103L131 102V103H133L130 99H132V98H130V96L129 97H127L126 95V97L124 96V94L122 95ZM164 94V95H163ZM256 94V95H255ZM261 94V95H260ZM51 95H53L52 96V98H51ZM90 95V94H89ZM163 95V96H162ZM37 96H38V98H37ZM94 96V95H93ZM94 96V97H95ZM111 96V97H112ZM122 96H124V97H122ZM206 96V97H205ZM242 95H240V97H241ZM25 97V96H24ZM33 97V98H32ZM43 97H45V98H43ZM75 99H74V101H76L77 99H80V98H77V96H73ZM89 97V96H88ZM93 97V98H94ZM108 97H110V96H107V98ZM110 97V98H111ZM203 97V98H202ZM239 96H236V98L237 99H239L238 98ZM32 98V99H31ZM35 98H37L36 99V101L34 102V99ZM41 98H42V100H41ZM77 98V99H76ZM96 98V97H95ZM103 98H104V96L102 97V99H101V101H103ZM106 97L104 98V99H107ZM110 98H108L107 100H109ZM165 98H166V102L167 103H165ZM242 98V97H241ZM88 99V98H87ZM86 99V101H84V102H81V104L82 105H84L85 103H86V105L88 104V103H90V104H88L87 105V109L85 108V111L83 110L84 108H83V106L80 104V106H82V109H81V111H79L80 110V108L81 107H79V105L77 106V105H75L74 103V101H73V99H72V101L74 102V103H72L73 105H75L76 106V108H74V106L73 105H71V110H75L76 109V111L78 110V112L77 113H79V114H81V113H83V115L81 114V116L83 117V116H85V117H83L84 119L87 117V111L86 110H88V109H90V107L92 106V103L94 104V101L96 100V99H92V100H90L91 99V96H90V98L88 99V100H90V102L88 101ZM117 99V100H118ZM107 100H104L103 102L104 103H106V101ZM161 100V101H160ZM116 101V100H115ZM129 101V102H128ZM151 101H149V103H152ZM197 101V102H196ZM199 101V102H198ZM79 102V100L77 101V103ZM98 102H100V100L98 101ZM98 103V106H100V105H102V104H104V103ZM195 102H196V104H195ZM200 102H201V104H200ZM204 102V103H203ZM16 103V104H15ZM39 103V102H38ZM38 103H36V104H38ZM52 103H55L54 105L52 104ZM57 103V104H56ZM76 103V104H77ZM96 103H97V100H96ZM95 103V104H96ZM135 104H139V101H136V102H134ZM142 104H145V103H143V102H141ZM140 103V104H141ZM165 103V104H164ZM194 103V104H193ZM253 103L254 102H252V104L251 105H247V106H249L250 108H253ZM41 104V103H40ZM137 104V105H138ZM157 104V105H156ZM198 104V105H197ZM255 104V103H254ZM19 105V106H18ZM90 105V106H89ZM97 105V104H96ZM127 105V104H126ZM128 105L126 106V108L125 109H123L124 111H126L127 110V108H128ZM161 105L163 106L162 108H163V111H162V108H161ZM189 105H192V106H189ZM201 105L203 106V107H201ZM60 106V105H59ZM85 106V105H84ZM89 106V107H88ZM136 106V105H135ZM139 106H142V105H139ZM188 108H187V107ZM200 108L199 110H198V107ZM246 106V107H247ZM252 106V107H251ZM34 107H37V106H34ZM57 107V108H56ZM86 107V106H85ZM208 107H210L209 109H208ZM242 108L241 109V112L243 113V112H245L246 113V111L249 109L248 107L247 108ZM12 108V106H10V109ZM48 108V109H49ZM54 108V109H53ZM72 108H74V109H72ZM184 108H186V109H184ZM194 108V109H193ZM203 108H204V110H203ZM219 108H220V106H219ZM219 108H215V109H219ZM9 109V110H10ZM37 109L38 108H36V111H37ZM206 109V110H205ZM213 110V112L214 111H217V110ZM30 110V109H29ZM46 110V111H45ZM58 110H60V109H58ZM161 110V111H160ZM187 110V111H188ZM208 110V111H207ZM10 111V112H11ZM17 111V110H16ZM22 111H25V110H22ZM42 111H44L45 112V115L48 113V115L49 116H51L49 119L47 118L48 117V115H46V119H48L49 121H46V119H44V121H43V119H42V117L43 116H45L43 113L44 112H42ZM55 112V113H53L52 114V112ZM199 111H201V112H199ZM10 112H8L9 114H11ZM223 112H224V114L227 112L226 111V109H224V108H221V110L219 111H217V115H219V113L221 114V115H219V117H221L222 119H224V117H225V115L223 114ZM75 114H76V112H75ZM85 114V115H84ZM42 115V116H41ZM64 115V116H63ZM78 115V114H77ZM178 115V116H177ZM222 115H223V117H222ZM228 115V112L226 113V119L227 118H230L229 116H227ZM229 115H230V113H229ZM11 116V115H10ZM57 116V117H56ZM60 116V117H59ZM197 116V117H198ZM21 118V119H19V118ZM54 117V118H53ZM11 118H12V116H11ZM25 118V119H24ZM56 118V119H55ZM57 118H61L59 121H58V119ZM201 118V117H200ZM18 119H19V121H18ZM54 119V120H53ZM221 119V120H222ZM150 120H152V121H150ZM201 120H203V119H201ZM12 121V122H11ZM26 121H28L29 123H31V125H29L28 124V122L26 123ZM54 121V123H56V124H54V123H52V122ZM233 121V120H232ZM22 122V123H21ZM33 122V123H32ZM37 122V123H36ZM39 122V123H38ZM60 122V123H59ZM203 122V121H202ZM2 123V124H3ZM24 123V124H23ZM40 123H42V124H40ZM49 123V124H48ZM154 123V124H153ZM219 123H221V121H219ZM29 126H28V125ZM142 124V125H141ZM6 125H8V127H6ZM22 125V126H21ZM52 125V126H51ZM139 125H141V126H139ZM144 125V126H143ZM155 126V128H153V126ZM175 125V126H174ZM222 125V126H221ZM221 125H220V132L222 131L221 129H227L228 128V125L227 124H225L224 122L223 123H221ZM227 125V126H226ZM1 126V125H0ZM3 126H5L4 127V129H3ZM60 126L64 129V130H66L67 132L68 131H70V133H68L67 135H66V133L67 132H65L64 133V131L62 130V129H58L57 127H59L60 128ZM15 127H18V128H15ZM8 128V130H10ZM38 128V129H37ZM40 128V129H39ZM77 128V127H76ZM79 128V127H78ZM78 128L77 129H74V131L76 132L77 131V133L79 132L78 131ZM132 128V129H131ZM143 128V129H142ZM148 128V129H147ZM198 128H200V129H198ZM6 129V130H5ZM14 129V130H13ZM53 129V130H52ZM142 129V130H141ZM194 128H192V130H193ZM28 130V131H27ZM35 130V131H34ZM48 130V133L45 135V132ZM50 130V131H49ZM56 130V131H55ZM127 130H129L128 132H127ZM144 130H146L145 132H144ZM157 130V129H156ZM162 130V129H161ZM51 131H55V133L54 132H52L51 133ZM57 131H59V133L58 134H60L61 132H63L64 134H63V136L64 135H66V137L64 138L63 136H61V137H59V135L56 133ZM73 131V130H72ZM133 132H135V131H137L140 135H142V134H145L146 135V137H144L145 135H142L143 136V138H142V136H139V134L137 133V132H135V133H137V134H135L136 136H137V138H135L136 136L134 135V133H133V135L135 136V137H133V135H132V133ZM189 131V130H188ZM207 133V136H206V133ZM224 131V130H223ZM221 132V134H219L218 136H224V134H225V131L224 132ZM75 132H73L72 134H73V137L74 138H76V135H77V133H75ZM149 133V136H147L148 135V133ZM234 132V131H233ZM22 133V134H21ZM39 133L41 134V135H39ZM44 133V134H43ZM51 133V134H50ZM54 133V134H53ZM129 133H130V135L131 136H129ZM147 133V134H146ZM178 133V134H177ZM203 133L205 134V135H203ZM16 134H18V135H16ZM33 134V135H32ZM62 134V133H61ZM71 134V135H72ZM74 134H76V135H74ZM78 134H80V133H78ZM124 134V135H123ZM151 134H154L153 135V137L154 136H156V137H154L153 139H151V137H152V135ZM200 134V135H199ZM210 134V135H209ZM10 135V137L11 136H13V139H11V138H9L8 136ZM21 135V136H20ZM39 135V136H38ZM48 135V136H47ZM55 135H57L58 137H59V139L57 140V136H55ZM195 135V136H194ZM17 137V141L14 139V137ZM42 136H44V137H41ZM123 136H125V137H123ZM190 136V137H189ZM205 136V137H204ZM208 136H209V139H208ZM18 137H19V139H21V140H19L18 139ZM35 137V138H34ZM39 137V138H38ZM47 137H49V138H51L52 140L50 141V139L48 140V138ZM72 136H69V139H71V140H73L74 138H73ZM97 138H98V135L96 136ZM96 137H91L90 139L92 140H90L89 141V139L87 140V143L86 142H84L83 140H82V142H79L78 140H76V142H75V140H73L74 142H73V144H74V150L76 149V148H80V150L82 151L83 149L84 150H86V147L85 146H87L88 147V145L91 147V149L93 150V148H92V146H93V143L95 142V143H97V138ZM133 137V138H132ZM9 138V142L8 141H6V139H8ZM46 138V139H45ZM64 138V139H63ZM94 138H96V139H94ZM118 138V139H117ZM123 138H125V139H123ZM142 140H141V139ZM168 138V139H167ZM170 138V139H169ZM184 138V139H183ZM207 140H206V139ZM211 138V139H210ZM10 139L12 140V141H10ZM42 139V140H41ZM93 139L94 140H96V141H94L93 142ZM171 139H173V140H171ZM197 139V140H196ZM219 139H220V137H219ZM235 139H236V141H235ZM15 141V143H14V141ZM35 140V141H34ZM46 140V141H45ZM52 141V142H55V141ZM71 140H69V142L71 141ZM156 140V141H155ZM194 140V141H193ZM211 142V144H209L210 142ZM239 140V141H238ZM37 141H39V142H37ZM41 141V142H40ZM42 141H43V143H42ZM48 141V142H47ZM65 141V142H64ZM86 141V140H85ZM166 141H167V143H166ZM214 141V140H213ZM35 142V143H34ZM39 143V144H37V143ZM47 142V143H46ZM86 143V144H80L82 147H79L78 145H79V143ZM90 142H92V145H90V144H88V143H90ZM160 142L161 143H163V145H161L160 144ZM198 142V143H197ZM206 142V143H205ZM208 142V143H207ZM50 143V144H49ZM56 143V142H55ZM72 143V142H71ZM159 143V144H158ZM166 143V144H165ZM176 143V144H175ZM41 144V146H37V145H40ZM42 144H43V146H42ZM67 144V143H66ZM70 144V143H69ZM73 144H70L69 145V147H67V149H69V150H71V149H73L72 147H70L71 145H73ZM75 144H78L77 145V147L75 146ZM174 144V145H173ZM181 146H180V145ZM206 144H209V147H211L210 149H209V147H208V145H206ZM233 144H234V146H233ZM4 145V146H3ZM35 145V146H34ZM44 145H45V147L46 148H49L50 149V151H51V153L52 154H54V155H50V156H48L47 155V152L49 153L50 151H48L47 149H45L44 150ZM47 145V146H46ZM95 145V144H94ZM172 145V146H171ZM212 145V146H211ZM243 145V144H242ZM241 145V146H242ZM25 146V147H24ZM27 146V147H26ZM33 146V147H32ZM39 148L38 150H40L41 151V153L39 154L37 151H36V149H37V147ZM54 146H57L58 148H60L59 149V151L61 150V149H63L61 152H57L58 150H55V147ZM61 147H63V145H60ZM66 146H68V145H66ZM14 147V148H13ZM36 147V148H35ZM52 147H53V149H52ZM56 147V148H57ZM94 147H96V146H94ZM206 147V148H205ZM3 148V149H2ZM15 148H17V149H15ZM41 148V149H40ZM175 148V149H174ZM19 149V151H16V150H18ZM44 150V153H43V155L44 156H42L41 154H42V152H43V150ZM66 149V154H67V150ZM169 149V150H168ZM171 149V150H170ZM174 149V150H173ZM207 151H206V150ZM229 149H231V150H229ZM236 149V148H235ZM36 152H35V151ZM79 150V151H80ZM178 150V151H177ZM203 150V151H202ZM221 150V151H220ZM9 151V152H8ZM34 151V152H33ZM39 151V152H40ZM53 151V152H52ZM80 151V152H81ZM171 151H173V152H171ZM176 151V152H175ZM226 151V152H225ZM228 151V152H227ZM55 152H57V153H55ZM71 153V151H68V154H70ZM72 152H74V151H72ZM79 152V153H80ZM14 153H16V154H14ZM61 153H63L64 155H61ZM76 153H78V150L76 151ZM178 153V154H177ZM12 154V155H11ZM46 154V155H45ZM56 154H58V155H56ZM60 154V155H59ZM67 154V155H68ZM171 154H170V156H171ZM175 154V155H174ZM177 154V155H176ZM6 155V156H5ZM14 155H16V156H14ZM38 155L40 156V157H38ZM71 155V154H70ZM75 155V154H74ZM220 155V158L218 157ZM35 156V157H34ZM42 156V157H41ZM48 156V157H47ZM51 156H54L55 158L53 159ZM233 156H234V154H233ZM47 157V158H46ZM210 157V158H209ZM222 157V158H221ZM50 158H52V159H50ZM174 158H176V159H174ZM179 158V159H178ZM218 158V159H217ZM1 159H3V158H1ZM40 159V160H39ZM210 159V160H209ZM4 160V159H3ZM175 160H177V161H175ZM180 160V161H179ZM219 160V161H218ZM257 160V159H256ZM42 161H43V163H42ZM89 161V160H88ZM88 161H84V162H87L88 163ZM222 161V162H221ZM258 161V162H257ZM257 161H255L254 162V166H256V167H258V166H260L261 164H258V163H262V161L261 160H257ZM3 162V161H2ZM1 162V163H2ZM48 162V161H47ZM175 162V163H174ZM177 162H179V163H177ZM7 164L8 165V162H4V163H2V164H0V165H3L4 167L6 166V165H4V164ZM220 163H222V164H220ZM44 164V165H43ZM83 164H85V163H83ZM83 164H81L80 165V167H82L83 168V170L80 172V171H78L77 170V172H80V174H82L83 176H87V174H84V173H86V172H88V171H90V166L92 165L91 164V162H90V164H85V165H83ZM174 164H176V166L177 167H175V165ZM217 164L220 166H217ZM50 165H48L47 164V166H50ZM108 165V166H107ZM112 165V166H111ZM258 165V166H257ZM262 165H263V163H262ZM261 165V166H262ZM41 166V165H40ZM46 166V167H47ZM50 166V167H51ZM110 166V167H109ZM215 166V167H214ZM79 166H78V169L80 168ZM84 167H85V169H84ZM181 169H180V168ZM225 167V168H224ZM263 167H264V165H263ZM262 167V168H263ZM112 168V169H111ZM114 168H115V166H114V164L112 163V162H109V163H107L106 165H104L103 166V169L104 170H114ZM217 168H221V170H223L224 172H219V169H217ZM261 168V167H260ZM80 170H81V168H80ZM87 170V171H86ZM220 170V171H221ZM225 170H227V171H225ZM229 170V171H228ZM264 170V169H263ZM83 172V173H82ZM191 172V173H190ZM89 173V172H88ZM196 173H198V174H196ZM228 175H227V174ZM79 174V173H78ZM196 175V176H195ZM229 175H231V176H229ZM79 176H81V175H79ZM93 176V175H92ZM257 176H259V174L257 175ZM199 177V178H198ZM231 177V178H230ZM86 178V177H85ZM89 178H90V176H89ZM92 178V177H91ZM92 179H94V178H92ZM198 179V180H197ZM84 180V179H83ZM188 181H189V178H188ZM2 182H4V179H3V181ZM1 182V184H3V185H5L6 186V188H7V186H9L8 185V183L6 182V184H5V182L4 183H2ZM232 182V183H231ZM3 185H2V187H3ZM21 186V185H20ZM20 186H17V188H16V190L18 189L19 190V187ZM22 187V186H21ZM81 187V186H80ZM80 187H75V189H74V192L73 193H76L75 195L77 196L76 197V199H75V201H76V206H78L80 203L82 204V201H83V196H82V192H81V188ZM5 187H4V189L6 190H4L3 189V191H4V193H3V195L4 196H7V195H9V194H13L12 192L10 193V191H8L7 189H6ZM260 188H262V187H260ZM259 188V189H260ZM24 189H26L25 187H22L20 190H21V192H18V191H14V194L12 195V196H14L15 195V193L17 194V192H18V194L17 195H15V196H18V199L17 198H15L14 197V199H16V202L13 200V197H9L8 196V203H9V199L10 198H12L10 201H11V206L10 207H12V204H13V207L11 208V209H13L12 211H14V214L12 213V217H13V219H17V220H14L12 223L14 224V222H16L15 223V225H14V228H13V225L11 226V229H10V234H11V231H12V233H13V236L12 237H7L6 236V231H5V229H3V228H1L0 227V239L3 241V243L6 245V247H7V249L9 248L10 250H12L11 252H12V254H14V256H15V258H16V256H18L19 254H17V252L18 253H20L21 252V245H23V244H26V242H27V237L26 236H23V237H20L21 236V229H22V227H23V223H24V219L27 217V209L25 208V207H23V205L26 203V200H27V195L29 194L28 193V190L26 189V190H23ZM19 190V191H20ZM254 190H256V192L254 191ZM7 191L9 192V194H5V192L7 193ZM78 191V192H77ZM248 191H249V193H248ZM79 192H80V194H79ZM252 192V193H251ZM255 192V193H254ZM23 193H25L24 195H22ZM238 193V194H237ZM22 196H21V195ZM242 194V195H241ZM254 194V195H253ZM10 195V196H11ZM24 196V197H23ZM80 197H82L81 199H80ZM78 198V199H77ZM246 198V199H245ZM21 199V200H20ZM18 200H19V203H18ZM245 200V201H244ZM13 201H14V203H13ZM25 201V202H24ZM253 203V207L252 206H249L250 204H252ZM257 203H259L258 201H257ZM262 203L264 204V201H262ZM8 205H10V204H8ZM18 205V206H17ZM80 206V205H79ZM78 206V207H79ZM18 209V210H17ZM248 209V210H247ZM150 210H153V211H148V216L150 217V218H152L153 219V221H160V219H157V218H159V215H158V213L154 210V209H150ZM245 210V211H244ZM259 210V211H258ZM262 210V211H261ZM10 211V210H9ZM11 211V212H12ZM249 211V212H248ZM258 211V212H257ZM245 212V213H244ZM246 212H248V214L246 213ZM155 213V214H154ZM194 213H195V215L197 216V215H199V216H197V219H196V216L194 215ZM250 213V214H249ZM70 215H66L62 220H61V222L55 227V228H53V229H50L49 230V232H48V230L47 229H49L48 228V225H49V221H47V220H49L47 217H42V219L41 220H36V221H34V227H40V230L42 229H45L46 231H47V233H45L46 235H45V246H44V248H43V254L45 253V251H46V249H47V251H46V256H44V257H46V258H48V259H50V256H52L53 255V257H55L56 258V256H57V252H58V256L57 257H59L60 255L59 254H61V251H59L58 250V248H57V244H56V238H58V233H60L63 229H65L66 227H68L69 225H70V223H72L73 221H74V219H75V216H74V211H72V212H70L69 213ZM9 215H11V213H9ZM14 215V216H13ZM68 216H70V218L68 217ZM156 216V217H155ZM20 217V218H19ZM68 217V218H67ZM261 217V218H260ZM200 218V219H199ZM20 219V220H19ZM197 220V221H196ZM23 221V222H22ZM67 221V222H66ZM68 221H69V223H68ZM20 222V223H19ZM171 222V223H170ZM192 222V221H191ZM44 223V224H43ZM68 223V224H67ZM21 224V225H20ZM39 224V225H38ZM65 224H66V226H65ZM165 224V225H164ZM170 224V225H169ZM253 224V225H252ZM64 225V226H63ZM258 225V226H257ZM170 226V227H169ZM262 226V227H261ZM57 228V229H56ZM61 228H62V230H61ZM141 228H143V229H141ZM146 228V229H145ZM172 228V229H171ZM263 230H262V229ZM56 229V230H55ZM145 229V230H144ZM151 229H153V230H155V231H153V230H151ZM3 230V231H2ZM59 230H60V232H59ZM119 231H117V230H115V233L116 234H118V235H120V229H118ZM144 230V231H143ZM142 231V232H141ZM145 231H147V234H146V232ZM2 232V233H1ZM55 232L57 233V237H56V235H55ZM118 232V233H117ZM153 232V233H152ZM192 232V233H191ZM143 233V234H142ZM185 233V234H184ZM140 234H142V235H140ZM182 234V235H181ZM12 235V234H11ZM54 235V236H53ZM193 235H195L194 237H193ZM18 236V237H17ZM48 236V237H47ZM150 236V237H149ZM157 236L158 237H160V240L159 239H156L157 238ZM213 236V237H212ZM53 237V238H52ZM56 237V238H55ZM150 239L151 238V240H149L148 238ZM156 237V238H155ZM55 238V239H54ZM191 238V239H190ZM19 239V240H18ZM24 239V240H23ZM142 239V240H141ZM147 239V240H146ZM168 239V240H167ZM221 239V238H220ZM23 240V241H22ZM55 240V241H54ZM145 240V241H144ZM149 240V241H148ZM189 241V242H188ZM191 241H193L194 243H192ZM199 241V242H198ZM224 243H225V241L224 240H222ZM13 242V243H12ZM148 242V243H147ZM183 242V243H182ZM201 242V243H200ZM232 242V243H231ZM8 243V244H7ZM144 243V244H143ZM188 243V244H187ZM193 244L194 246H198L199 244L198 243H200V246H198V248H197V252L195 253V255L194 254H190V253H188V254H186V256H182L181 254H180V248L181 247H185V246H187V245H190V244ZM213 243V244H212ZM15 244V245H14ZM148 244H150V245H148ZM169 244V245H168ZM204 244H206V245H204ZM225 244H227V243H225ZM235 244V245H234ZM10 246V247H9ZM15 246V247H14ZM155 246V247H154ZM203 246V247H202ZM210 246V245H209ZM17 247V248H16ZM50 247H51V249H50ZM211 247V246H210ZM55 248V249H54ZM160 248V249H159ZM201 248H203L202 250H201ZM15 250H16V255H15ZM18 250V251H17ZM53 250V251H52ZM177 251V252H173V251ZM7 251V250H6ZM172 251V252H171ZM199 251V252H198ZM202 251V252H201ZM201 252V253H200ZM209 253H210V251H208ZM177 253V254H176ZM207 253V252H206ZM236 253V254H235ZM238 253V254H237ZM7 254L8 255H10L9 256V258H10V260L11 259H13L14 257H13V255L10 253V252H7ZM56 254V255H55ZM248 254V255H247ZM49 255V256H48ZM55 255V256H54ZM170 255V256H169ZM190 255V256H189ZM240 255V256H239ZM168 256V257H167ZM199 258H198V257ZM19 258H20V255L18 256ZM13 259V262H14V260H16V259ZM19 258L17 259L18 261H19ZM209 258L211 259V257H210V255H209ZM208 258V259H209ZM240 258V259H239ZM246 258V259H245ZM54 259V258H53ZM197 259V260H196ZM244 259H245V261H244ZM16 260V261H17ZM53 261V260H52ZM48 262H50L49 264H51V261H48ZM187 262V263H186ZM148 264H149V262H147Z\"/></svg>",
  "mask_w": 264,
  "mask_h": 264
}]
</instances>
